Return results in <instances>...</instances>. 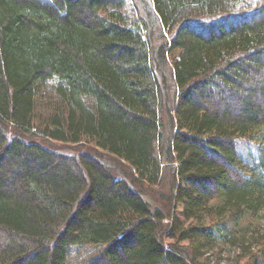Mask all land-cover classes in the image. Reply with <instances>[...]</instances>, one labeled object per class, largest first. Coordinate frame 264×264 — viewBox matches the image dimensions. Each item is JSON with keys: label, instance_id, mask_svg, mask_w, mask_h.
<instances>
[{"label": "trees", "instance_id": "1", "mask_svg": "<svg viewBox=\"0 0 264 264\" xmlns=\"http://www.w3.org/2000/svg\"><path fill=\"white\" fill-rule=\"evenodd\" d=\"M148 1L0 0V264H264V0Z\"/></svg>", "mask_w": 264, "mask_h": 264}, {"label": "rangeland", "instance_id": "2", "mask_svg": "<svg viewBox=\"0 0 264 264\" xmlns=\"http://www.w3.org/2000/svg\"><path fill=\"white\" fill-rule=\"evenodd\" d=\"M132 4L134 6L135 12L140 11L139 10V0H131L130 4L127 6L128 10H130V8L132 9V7H131ZM143 5L146 6L147 3H145ZM135 14H137V13H135ZM176 55H177V52H173L169 55L170 62L172 64L174 62ZM53 89H55V82L54 81H51L42 87L40 99L38 100V105H37L38 115H43V116L46 115V118L47 117L49 118V116L52 115V113H54L55 106L56 107L59 106L58 104H55L56 97L53 93ZM49 107H52V109H51L52 111H50V110L48 111ZM168 134H169V132H168ZM165 181L168 182L167 176H166ZM165 184H166V182H165ZM165 184L164 183L162 184V188L165 190L166 196H164L162 198L163 202L159 203V205H162V207H164L166 212L172 211V213H175L179 218L182 219L183 218V216H182V205L174 202V200L172 199V195H171L170 185L166 186ZM159 187L161 188V186H159ZM154 188H156V187H154ZM156 193H157L156 191L150 192L151 196H149V199L151 201L153 200L154 195ZM249 221H250L249 223L260 226V228H262L264 230V216L263 215H257L256 218L254 217L253 219L250 218ZM263 232L264 231H262V233ZM217 248H215L213 250L205 251L204 259L214 261V260H217L220 258V259L226 260L227 264H263V263H261L262 259L259 257V254H256V256H254V259H253V257H250V258H246L243 261H241L240 263H238L239 259L237 258L238 255L236 254V248H233V247L231 248L230 246H226L224 243H221V245H219Z\"/></svg>", "mask_w": 264, "mask_h": 264}]
</instances>
